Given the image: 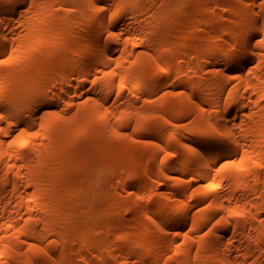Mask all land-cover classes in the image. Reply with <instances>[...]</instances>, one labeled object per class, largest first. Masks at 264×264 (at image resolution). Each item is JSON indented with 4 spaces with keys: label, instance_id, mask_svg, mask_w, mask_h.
Wrapping results in <instances>:
<instances>
[{
    "label": "bare ground",
    "instance_id": "1",
    "mask_svg": "<svg viewBox=\"0 0 264 264\" xmlns=\"http://www.w3.org/2000/svg\"><path fill=\"white\" fill-rule=\"evenodd\" d=\"M261 40L262 0H0V264H264Z\"/></svg>",
    "mask_w": 264,
    "mask_h": 264
},
{
    "label": "snow or ice",
    "instance_id": "2",
    "mask_svg": "<svg viewBox=\"0 0 264 264\" xmlns=\"http://www.w3.org/2000/svg\"><path fill=\"white\" fill-rule=\"evenodd\" d=\"M262 2H264V0H262ZM97 10L100 11V10H102V9H97ZM110 35H111V33H110ZM260 42H261V43H264V40H261ZM11 60H12V57H11V56L7 57L6 59H0V65L8 64V63L11 62ZM160 70L163 71V69H160ZM165 95H167V94H165ZM173 95H174V94H173ZM2 119H4V117H3V116H0V120H2ZM62 119H66V118H63V117H62ZM142 119H144L145 121H148V120L153 119V117H143ZM33 134H34V133H33ZM115 135L117 136V138H121V139H122V138H125L124 135L121 134V133H116ZM169 155H170V153H169ZM257 167H261V165H257ZM146 198H147L148 200H152V199H153V196L150 194V195H148ZM138 199H144V197H138ZM32 247H36V246L33 245ZM38 251L43 252V249H38Z\"/></svg>",
    "mask_w": 264,
    "mask_h": 264
},
{
    "label": "rangeland",
    "instance_id": "3",
    "mask_svg": "<svg viewBox=\"0 0 264 264\" xmlns=\"http://www.w3.org/2000/svg\"><path fill=\"white\" fill-rule=\"evenodd\" d=\"M193 9H194V8H193ZM193 9H192V10H193ZM76 14H78V15H79V12H78V11H76Z\"/></svg>",
    "mask_w": 264,
    "mask_h": 264
}]
</instances>
